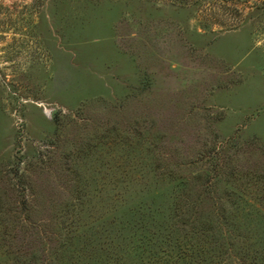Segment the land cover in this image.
<instances>
[{"label": "rangeland", "instance_id": "obj_1", "mask_svg": "<svg viewBox=\"0 0 264 264\" xmlns=\"http://www.w3.org/2000/svg\"><path fill=\"white\" fill-rule=\"evenodd\" d=\"M142 238L264 264V0H0V264Z\"/></svg>", "mask_w": 264, "mask_h": 264}, {"label": "trees", "instance_id": "obj_2", "mask_svg": "<svg viewBox=\"0 0 264 264\" xmlns=\"http://www.w3.org/2000/svg\"><path fill=\"white\" fill-rule=\"evenodd\" d=\"M206 155V154H204ZM202 160V159H201ZM199 161V160H198ZM219 164L220 166L224 167L227 165V162H224L223 160H221V158L219 159ZM218 213V212H217ZM221 214V211L220 213ZM225 215V214H224ZM66 217L63 216V214H61V216L58 217L59 218H64ZM217 218L222 222L223 217H218ZM43 227H40V235H42V231L45 230V225H42ZM65 228V227H64ZM145 239L147 240V238H142L139 239L137 241V243L134 244V255H136V257H138L139 259L145 260L146 258H153L154 261H156V259H158L156 262H153L151 264H184L187 260L188 256V250L184 249L183 243L181 241H179L177 244V246H173L169 243V248H167L166 250H162L160 253H157V256H155L154 252L152 251V244H150V241H145ZM72 240V238H71ZM66 243V242H65ZM231 248L236 247L237 245L234 243H230ZM229 244H224L222 246L224 252L229 253ZM227 246V247H226ZM189 247H191L189 245ZM188 248V247H187ZM245 248L242 247L241 250ZM190 249V248H188ZM161 253H165V254H161ZM150 255H152L151 257H149ZM237 260L235 259L234 262H236ZM241 262V260H240ZM145 264V262H144Z\"/></svg>", "mask_w": 264, "mask_h": 264}]
</instances>
